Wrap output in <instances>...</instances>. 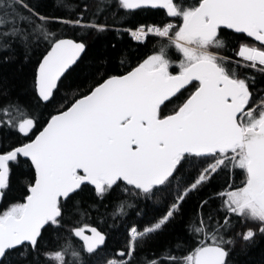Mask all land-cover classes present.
<instances>
[{
  "label": "snow or ice",
  "instance_id": "snow-or-ice-1",
  "mask_svg": "<svg viewBox=\"0 0 264 264\" xmlns=\"http://www.w3.org/2000/svg\"><path fill=\"white\" fill-rule=\"evenodd\" d=\"M150 9L180 23L126 26ZM0 51L36 66L31 99L0 79V264H235L264 238V0H0Z\"/></svg>",
  "mask_w": 264,
  "mask_h": 264
},
{
  "label": "trees",
  "instance_id": "trees-1",
  "mask_svg": "<svg viewBox=\"0 0 264 264\" xmlns=\"http://www.w3.org/2000/svg\"><path fill=\"white\" fill-rule=\"evenodd\" d=\"M48 10H53L54 0H43ZM73 3L78 2V0H72ZM189 3H195V0H186ZM56 14L63 16L65 12L60 9H56ZM123 12H130L131 15L128 18V24L126 26H131L132 24L143 22L147 24H161V23H176L179 24L178 19L173 20L166 15L164 9H150V10H123ZM123 12L121 14H123ZM69 35H71L70 29H65ZM231 31V30H227ZM244 37V34H236L233 37V40L240 39ZM113 36H97L92 41V50L93 54H100L103 52L111 53L109 48V42L113 40ZM124 42H132L129 35L124 36ZM157 41L155 38L150 39L147 48H142L141 52L148 51ZM135 47V44L133 43ZM223 53V52H222ZM225 54V53H223ZM15 55L16 58L11 60L9 63H3L5 56ZM36 70L35 59L33 58L29 62H25L22 53H11L8 51H0V79H6L8 81V86L13 89V94L23 93L24 99H31V91L27 88V85L30 84L33 79L34 73ZM71 71V70H70ZM261 85H264V80L259 81ZM65 87L61 91V95H67L71 98L77 92L82 91V81L79 79V70L72 72L68 76V79L64 81ZM188 93H184L186 96ZM179 101H175L173 104L169 105V108H173L178 104ZM25 179H31L30 176L25 177ZM243 175L238 174L236 176V182L239 183L243 180ZM23 192V188L19 181L14 185V190L11 196L6 202H0V211H3L7 204L16 202V199ZM183 233V223L176 225L174 228L165 232L162 236L158 237L151 245H149V250L159 252L166 244L174 243L177 234ZM123 230L114 234L113 238L109 241L110 248H119L123 245ZM147 251V250H146ZM234 262L235 264H264V238H257V241L253 245H247L242 239L239 240L235 246L234 252Z\"/></svg>",
  "mask_w": 264,
  "mask_h": 264
},
{
  "label": "flooded vegetation",
  "instance_id": "flooded-vegetation-1",
  "mask_svg": "<svg viewBox=\"0 0 264 264\" xmlns=\"http://www.w3.org/2000/svg\"><path fill=\"white\" fill-rule=\"evenodd\" d=\"M244 36H246V35H244ZM242 42L256 45V42L252 38H248L246 40H242Z\"/></svg>",
  "mask_w": 264,
  "mask_h": 264
},
{
  "label": "water",
  "instance_id": "water-1",
  "mask_svg": "<svg viewBox=\"0 0 264 264\" xmlns=\"http://www.w3.org/2000/svg\"><path fill=\"white\" fill-rule=\"evenodd\" d=\"M246 35V34H245ZM254 40V39H253Z\"/></svg>",
  "mask_w": 264,
  "mask_h": 264
}]
</instances>
